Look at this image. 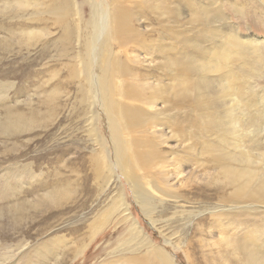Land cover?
Segmentation results:
<instances>
[{"label":"rangeland","instance_id":"374dc122","mask_svg":"<svg viewBox=\"0 0 264 264\" xmlns=\"http://www.w3.org/2000/svg\"><path fill=\"white\" fill-rule=\"evenodd\" d=\"M121 1L129 2L131 16L122 38H118L115 21L124 15L121 10L126 6L121 2L112 7V0H97V5H103L102 11L114 17L106 24L116 84L114 100L117 107L124 108L118 115L131 117L120 125L132 154L143 140L155 147L154 132L160 127L147 116L145 109L149 107L138 101L136 93L149 81L161 82L160 67L169 57L167 48L175 46L176 59H209L225 46L226 36L212 34L222 30L245 41L247 45L241 47L246 50L264 47V4L261 0H171L179 13L175 19L161 0ZM206 10L219 19L220 27L211 23L209 31H203L200 12ZM84 12L82 21L90 15L88 8ZM62 19L51 15L45 24L26 25L46 27L52 42L47 54L38 46L34 51L30 42L20 45L12 34L5 40L8 47L0 48V82L11 88L10 97L23 100L49 87L58 88L55 97L60 101L59 114L42 130L17 135L10 142L0 137V206L8 200L18 204H7L4 216L0 215V264H52V251L59 252L58 264H166L155 256L158 249L172 264H250V256L239 246L264 257V206L248 202L239 208L238 184L229 187L225 180H217L218 172L228 168L218 149L219 140L231 132L216 134L211 125L202 123L201 116L191 118L187 108L182 109L185 118L177 119V138L172 137V128L164 131L169 133L165 136L168 141L156 134L158 146L149 160V170H135L139 185L157 203L151 214L142 211L133 183L113 162L109 117L101 102L95 107V131L91 119L83 115L77 88L85 81L74 72L78 66L73 57L84 53L81 37L85 40L87 31L82 29L79 45L69 47L63 40L65 32L59 29ZM72 23L77 20L70 17L68 24ZM174 32L177 37L173 40ZM64 50L69 51V57L62 56ZM93 65L97 76L96 59ZM43 66L47 68L41 70ZM233 69L245 70L247 66L236 64ZM149 76L154 77L147 81ZM257 78L249 83L261 96L264 74ZM127 89L131 90L129 95ZM2 109L0 105V112ZM154 110L160 112L159 120L172 118L162 101ZM139 133L143 134L141 139ZM177 149L182 152L175 153ZM145 151L151 153V148ZM102 171L105 179L98 177ZM52 185L69 189L68 197L55 204H36ZM122 198L124 209L128 207L125 214L121 213L122 205H115ZM252 228L259 230V236L244 242L242 234ZM232 244L238 251L229 249Z\"/></svg>","mask_w":264,"mask_h":264},{"label":"bare ground","instance_id":"6f19581e","mask_svg":"<svg viewBox=\"0 0 264 264\" xmlns=\"http://www.w3.org/2000/svg\"><path fill=\"white\" fill-rule=\"evenodd\" d=\"M121 2L126 6V10H121L124 15L115 21L118 38L125 35L131 19L130 12H128L129 2L112 0V7ZM161 2L168 14L175 19L179 17V13L171 0H161ZM261 2L264 4V0ZM81 3L80 0H0V48L8 47L5 40L8 35L12 34L20 45L30 42L34 51L35 46H38L44 50V53H49L48 48L52 42L46 27L33 29L26 25L34 22L45 24L51 15L64 18L60 21L59 29L65 32L63 40L69 47L79 45V35L84 33L82 29L87 31V38L84 40L85 36L81 37L84 53L82 55L80 52L75 53L73 57L77 61L76 66H78V68H74V72H77V76L85 81L84 85L77 88L81 98L80 105L84 112L83 115L91 119L92 131H95L97 119L95 107L98 102H101L109 117V127L115 152L113 162L124 177L133 183L132 186L135 188L142 211L145 214H151L157 203H155L151 193L139 185L138 179L134 177L136 175L135 170H149V160H152L153 152L158 146L156 134H160L159 137L162 138L163 142L168 141L165 136L169 133L164 131L172 128V137L177 138L179 134L176 131L179 128L177 119L185 118V115L182 114L184 108L189 109L191 118L197 115L201 116L202 123L211 125L216 134L231 132L229 136H223L219 140L218 149L225 157L228 168L218 172L217 180H225L229 187L238 184L237 194L240 198H236V200L241 204L239 208L248 202L264 206V94L261 96L256 94L249 83L250 79H258V76L264 74V47L246 50L241 47L247 45L245 41L235 40L234 32L225 33L222 30L221 33L212 32V34L219 38L226 36L224 39L225 46L216 49L209 59H194L189 56L176 59L174 55L175 46L172 45L171 48H167L170 49L169 57L162 63L165 65L160 67L163 76L161 82L156 84L149 81L154 77L149 76L147 77V81H149L147 85L136 93L138 101H143L149 107V109H145L147 116L160 127L157 132H154L155 147L143 140L141 144L136 145L135 151L130 154L123 139L120 122L131 119V117L129 115L119 116L118 111H123L124 108L117 107L114 100L116 84L110 63L109 26L106 25L114 17L103 12V5H97V0H85L83 1L84 4ZM250 7L253 5L251 4ZM87 8L90 10V15L86 21H82L85 14L84 9ZM162 9L160 8V10ZM236 11L238 12V10ZM248 15L250 14L248 13ZM70 17L77 20V23L68 24ZM200 18L203 31H209L208 27L211 23L220 27L219 19L214 17L211 10L200 12ZM187 23L195 29L193 23ZM176 37V32H174L172 39L174 40ZM29 48H26L28 52H30ZM190 49L188 47V50ZM232 53L234 54L230 57ZM62 56L69 57V51L64 50ZM94 59H96L97 76L94 75ZM241 63H245L247 69H233L234 65ZM42 68L41 70H44L47 67L43 66ZM33 71L35 74H39L36 69ZM185 71L186 76L180 75L179 72ZM44 84L47 86L46 82ZM9 89L11 88L8 85L0 82V105L4 111L3 115L2 111L0 112V137L6 139L4 142H10L20 134L32 133L37 129L42 130L52 121L54 115L59 114L60 101L55 97L58 94V88L49 89L46 87L42 92L30 95L23 100L10 97ZM125 93L129 95L131 90H125ZM36 97L37 100H35ZM159 101H162L171 113L172 118L167 121L159 120L160 112L154 110ZM129 125L132 126L133 123L129 121ZM142 137L143 134L139 133L138 138L141 139ZM147 147L151 148V153L145 151ZM174 152L180 153L182 150L177 149ZM171 155L174 154L171 153ZM208 161L210 162V160ZM110 173L113 177L114 171L111 170ZM98 177L105 179L104 172L99 173ZM46 189L44 195H40L37 202L36 199L33 200L36 204L39 205L42 201L55 204L69 195L67 188H58L52 185V187L47 186ZM5 202L6 204H4ZM29 202L32 203V201ZM2 203L3 206H0V215L2 216H4L7 204L10 206L18 205L16 200L14 202L8 200ZM118 204L122 205L121 213L125 214L128 207L124 209L123 198L117 200L115 205ZM242 236L245 237L244 242L253 241L259 236V230L249 229ZM223 245L216 247L218 252ZM232 248L238 251L235 245H229V249L232 250ZM239 248L250 256V264H264V257L256 253L254 249L242 246ZM58 255L59 252L52 251L51 260H48L52 264H58V260L61 259ZM155 256L166 264H172L171 259L163 250H156Z\"/></svg>","mask_w":264,"mask_h":264}]
</instances>
